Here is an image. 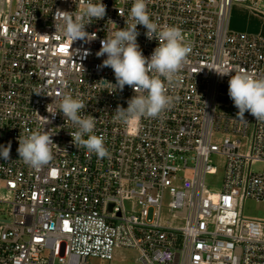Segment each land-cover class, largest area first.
Returning a JSON list of instances; mask_svg holds the SVG:
<instances>
[{
    "label": "built area",
    "instance_id": "2783aa9c",
    "mask_svg": "<svg viewBox=\"0 0 264 264\" xmlns=\"http://www.w3.org/2000/svg\"><path fill=\"white\" fill-rule=\"evenodd\" d=\"M248 2L257 11L264 0H147L151 19L181 28L192 51L181 80L167 86L174 105L124 124L115 109L135 93L116 89L96 53L112 31L108 20L127 26L132 0H103L105 18L86 26L96 39L73 44L55 33L53 15L82 8L81 0H0V145L11 143L10 160L0 159V192L9 196L0 203L11 205V219L0 221V264H93L120 249L138 252L139 264H264V221L239 212L242 199L264 202V169L251 170L264 166V122L247 112V122L237 120L230 76L214 70L264 77V33L229 29L231 6ZM137 28L150 57L158 42ZM64 94L97 118L109 157L78 150L69 134L76 128L47 111ZM44 128L53 159L32 169L19 160L18 137ZM212 155L226 160L219 192L206 185L217 173Z\"/></svg>",
    "mask_w": 264,
    "mask_h": 264
},
{
    "label": "clouds",
    "instance_id": "9594fccd",
    "mask_svg": "<svg viewBox=\"0 0 264 264\" xmlns=\"http://www.w3.org/2000/svg\"><path fill=\"white\" fill-rule=\"evenodd\" d=\"M81 4L83 7L77 5L74 12L57 9L53 15L55 33L59 31L71 44L78 40L87 43L96 39V34L87 32L86 26L92 24L93 20L104 19L107 14L103 0H81ZM108 21L113 26L112 31L106 32L96 53L98 58L106 56L100 67L113 70L116 89L122 91L127 85L135 93L128 99L126 108L117 106L114 112L116 120L128 124L140 118H158L174 105L175 98L168 95L167 86L181 80L180 73L192 51L190 43L181 28L174 25L160 26L151 19L147 0H132L129 19L125 20L127 26L124 28H119L112 20ZM138 25L146 29L147 39L158 42L150 57L143 54L138 43ZM214 70L220 76H230L228 95L238 109L237 120L247 122V112L256 121L264 122V77L247 71L232 72L223 68ZM36 94L42 95L40 92ZM85 109L86 103L81 98L67 94L59 97L55 110L47 107L53 118L60 113L76 128V131L69 134L78 150L84 149L98 159L109 157L105 137L95 134L97 118L86 114ZM43 118L45 124L50 123L46 117ZM51 137L45 128L43 131L34 130L27 135H20L17 148L19 160L32 169H40L49 164L53 159L51 146L54 143ZM10 151V142L0 145V159L9 161Z\"/></svg>",
    "mask_w": 264,
    "mask_h": 264
},
{
    "label": "rangeland",
    "instance_id": "374dc122",
    "mask_svg": "<svg viewBox=\"0 0 264 264\" xmlns=\"http://www.w3.org/2000/svg\"><path fill=\"white\" fill-rule=\"evenodd\" d=\"M233 5H243L249 7L252 3L248 2L245 4H233ZM250 8V7H249ZM257 11L264 18V2L259 3ZM253 10V8H252ZM241 11L238 9H233L231 12L230 26L229 29L233 32H238L240 30L239 24H242ZM264 33V32H263ZM224 137L222 135L216 136L213 140L214 143L220 145ZM247 141H245L246 145ZM225 162L224 157L220 155H212L210 158V164L213 168L216 169L215 175H210L206 177V185L211 192L221 191L225 173ZM264 166L262 164H254L251 167L252 172L258 173L262 172ZM2 200L6 202L9 199V196L6 192H0ZM126 210L131 211L135 208V205L132 202H126ZM239 212L240 215L245 219L255 220V221H264V202H256L250 199H242L239 201ZM11 205L8 203H0V221H6L11 219ZM179 224H182L179 222ZM139 253L133 250L120 249L115 253V259L113 261H103L100 259H93V264H139L138 262Z\"/></svg>",
    "mask_w": 264,
    "mask_h": 264
},
{
    "label": "crops",
    "instance_id": "0c3cea01",
    "mask_svg": "<svg viewBox=\"0 0 264 264\" xmlns=\"http://www.w3.org/2000/svg\"><path fill=\"white\" fill-rule=\"evenodd\" d=\"M233 9L241 11L242 24H239L240 30L238 33H245L249 35H260L264 32V18L256 11L243 5H232L229 11V26L231 19V12Z\"/></svg>",
    "mask_w": 264,
    "mask_h": 264
}]
</instances>
